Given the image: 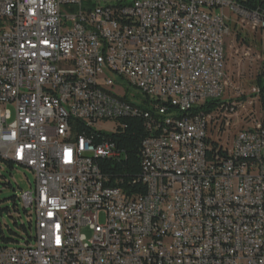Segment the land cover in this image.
Returning <instances> with one entry per match:
<instances>
[{"label": "built area", "instance_id": "built-area-1", "mask_svg": "<svg viewBox=\"0 0 264 264\" xmlns=\"http://www.w3.org/2000/svg\"><path fill=\"white\" fill-rule=\"evenodd\" d=\"M227 10L264 61V8L239 0H0V146L35 176L19 197L33 237L1 246L0 264H264V129L210 153ZM125 118L150 134L136 198L99 167L120 157L112 139L72 130Z\"/></svg>", "mask_w": 264, "mask_h": 264}, {"label": "rangeland", "instance_id": "rangeland-1", "mask_svg": "<svg viewBox=\"0 0 264 264\" xmlns=\"http://www.w3.org/2000/svg\"><path fill=\"white\" fill-rule=\"evenodd\" d=\"M225 17L229 25L231 24V35L225 39L226 81L222 102L231 104L234 113L229 112L227 105L222 110H211L207 117L209 136L214 138L215 143H221L224 149H232L236 134L254 129L256 122L261 127L264 111L258 98L264 88V61L260 36L255 34V27L235 12L227 10ZM235 30L240 33V39H246V44L239 42ZM132 91L134 94L138 93L134 88ZM94 128L109 135L116 130L113 123H100ZM34 181L35 176L29 169L16 166L9 170L0 159V207L12 209L13 205L9 198L12 196L19 198L22 193L30 190V184H34ZM7 184L12 187L5 186ZM22 222H26L24 217ZM9 230L24 237L20 229L14 225L13 219L5 213L0 217V232L9 236ZM83 233L89 235L86 230ZM20 242L24 244V240Z\"/></svg>", "mask_w": 264, "mask_h": 264}, {"label": "trees", "instance_id": "trees-1", "mask_svg": "<svg viewBox=\"0 0 264 264\" xmlns=\"http://www.w3.org/2000/svg\"><path fill=\"white\" fill-rule=\"evenodd\" d=\"M239 5L247 10H258L264 8V0H239ZM258 35V34H256ZM240 40V35H238ZM242 40V39H241ZM246 43V39L241 41ZM261 45V42H260ZM259 103L264 111V88L259 94ZM261 127L264 129V116L261 120ZM72 130L75 133V138L86 137L94 139V143H100L101 137L105 136L112 139L117 150L120 152V157L117 160L100 159L98 161L102 173L107 178V186L121 189L129 198H136L146 194V187L142 183V156L141 148L144 139L150 136L145 123L138 118H125L117 122L116 130L113 135L102 134L94 127L85 122L75 121L72 124ZM211 150L213 155L218 154L222 158H226L227 151H225L220 144L210 140ZM1 162L9 169L13 170L16 165L11 160L1 158ZM9 188L10 184L5 185ZM13 208L0 207V217L7 214L14 221V225L18 227L24 237H20L9 230V236H6L2 231L0 232V247H9L24 243L29 244L32 235V218L31 214L20 207V199L16 196L9 198ZM23 217L26 222H22ZM20 222V225H19Z\"/></svg>", "mask_w": 264, "mask_h": 264}, {"label": "bare ground", "instance_id": "bare-ground-1", "mask_svg": "<svg viewBox=\"0 0 264 264\" xmlns=\"http://www.w3.org/2000/svg\"><path fill=\"white\" fill-rule=\"evenodd\" d=\"M0 157L3 159H7V150L3 149V146H0Z\"/></svg>", "mask_w": 264, "mask_h": 264}]
</instances>
